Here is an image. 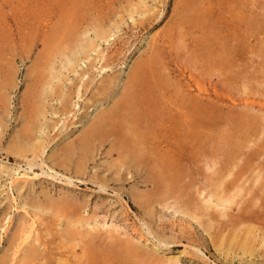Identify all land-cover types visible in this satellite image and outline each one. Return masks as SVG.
Returning a JSON list of instances; mask_svg holds the SVG:
<instances>
[{
  "label": "rangeland",
  "instance_id": "1",
  "mask_svg": "<svg viewBox=\"0 0 264 264\" xmlns=\"http://www.w3.org/2000/svg\"><path fill=\"white\" fill-rule=\"evenodd\" d=\"M75 1L0 0V264H264V0ZM151 53L145 161L120 144L123 111L82 154V131ZM160 156L164 184L150 178ZM64 216L83 220L73 236Z\"/></svg>",
  "mask_w": 264,
  "mask_h": 264
},
{
  "label": "bare ground",
  "instance_id": "2",
  "mask_svg": "<svg viewBox=\"0 0 264 264\" xmlns=\"http://www.w3.org/2000/svg\"><path fill=\"white\" fill-rule=\"evenodd\" d=\"M175 1H177L176 4L179 5V8H180L182 3H183V1L182 0H175ZM186 1H187V4H189V6H195V5H197V1L198 0H186ZM143 3H144V8H142V9L137 4L133 5V7L131 8L132 11L129 12L130 13L129 16L132 17V14L134 12L138 13L139 15L146 14L147 12H149L150 11V7H148L147 4H145V2H143ZM179 3H181V4H179ZM80 7H81V5H80ZM203 8H204V6H203ZM81 14H82V12H81ZM197 14L199 15L200 13H197ZM82 16H83V14H82ZM200 17L201 18L197 17L196 21L202 23L204 15L203 16L201 15ZM91 26H92V31H93V33H94L96 38L107 39L109 37L110 34L104 29L102 23L100 21H98L97 19L94 21V23H92ZM70 31H71V29L68 28V29H66V35L64 33L63 36L62 35H59V36L62 37L63 39H65V40L68 39V41L69 40L72 41V33H70ZM65 36H67V37H65ZM150 40L152 41L153 38H151ZM68 41L66 40V42H68ZM151 41L148 42V47L149 48H151L153 46ZM49 45H51V44H49ZM49 45H48V47H46V49H50ZM96 47H97V45H96L95 41L89 40V41L85 42L84 45L81 48H82V51L84 53H86L87 50H93V49H96ZM85 57H86V55H85ZM102 57H103V54H100V55L98 54V62L101 60ZM153 63H154V56L151 53L149 58H146V60L143 61L140 64V66L136 65L134 68H132V70H130V73L127 75V79H126V82H125V85H124V89L122 90L120 96L118 98H116L112 102L111 106L107 110H103L102 109L103 111H101L97 115L96 119L94 121H92L91 123H89L85 127V129L82 131V133H83L82 136L79 138V141H77V145L75 146V148L77 147V148L80 149V152L82 154L88 152L91 149V147L94 145V142H95V140L97 138L104 140L106 135L110 132V130L108 128H111L112 125L115 122V120H113V119L117 118L116 115L123 111L124 114H122V116L120 118L116 119L117 121L121 122V125L125 122V125L123 127L121 125L120 126L117 125V127L118 126L120 127V131H119V136H120V140H121L120 144H121L122 147H124L126 149L128 154L132 156V160L134 162L141 163V162L145 161V154L148 153V150H149L148 147H149V145L154 143V140H155V138L157 136L155 134H152L151 130L155 129V125L154 124L156 122H158V120H157L158 116H157V114H155L151 118H147V117L141 118V115L143 113V109H142L143 106L139 105L140 102H138L139 95H140L139 94L140 91H139L138 87L140 86L142 77L147 76V75L148 76L151 75L153 77L154 70L155 71L157 70V69H154L153 65L155 63L154 64ZM105 66H103L101 64L99 66V68H97V69L99 71L103 70ZM30 72H31V70H30ZM59 79H58V81H59ZM79 87H77V91H76V95H77L78 99H79V96H81L79 94L80 93ZM57 90H59V93L57 94V96L60 99L61 98L60 97L61 96L60 89L57 88ZM57 90H55V92H57ZM147 105H148V103H147ZM144 110L148 111L147 114H151V112L153 111L152 109H150L148 107H144ZM155 110H156V107H155ZM140 120L144 124L139 122ZM141 150H144V151H141ZM155 150H156V148H155ZM156 151H158V150H156ZM154 161H155V159H154ZM157 166H158L159 169H152L151 173H150V178H151L152 182L154 181L156 184H164L167 181V178L165 177V175H163V173H167L165 170H167V168L169 167V161L166 160L164 157L160 156L158 158V161H157ZM170 173H173V172H170ZM170 181H172V179ZM217 197H218V199L216 201H218L219 204L222 203V205H223V202H228V203L232 202V198L229 199L230 197L229 198L226 197V199H223L224 198L223 196H217ZM209 204L211 205V202L209 203V201H208L207 206H209ZM215 204H217V202ZM64 218H65V224H66L65 230L67 231V234H69L70 236H73L75 231H76V228H74V227H76L77 225H81L83 220L82 219H75L74 220V219H70L69 217H65V216H64ZM193 218H194V216H193ZM251 228L252 227H250V230H252ZM246 233L250 234L249 231L246 232ZM248 236H250V235H246V237H244L241 240H239V242L237 243L238 244L237 246H238V248L241 251H243V253L251 254V252L253 251L254 248L252 247L253 245H251V241L250 240L253 237L252 238L250 237L251 239H249ZM221 237H223V236L221 235ZM218 239H220V238H218ZM22 240H24V239L22 238ZM219 241L220 240H218V242ZM233 241H234V238H232L231 241H229V244H232ZM222 244H220V245H222ZM229 244H227V245L229 246ZM231 249H229V250H231ZM18 250L19 249H17V251ZM31 254H32V251L28 250V255H31ZM228 254H229V252H228Z\"/></svg>",
  "mask_w": 264,
  "mask_h": 264
}]
</instances>
